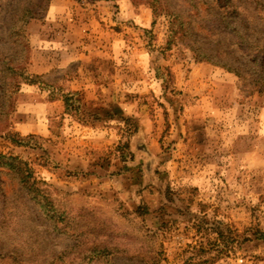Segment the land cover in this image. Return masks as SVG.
<instances>
[{
    "label": "rangeland",
    "instance_id": "374dc122",
    "mask_svg": "<svg viewBox=\"0 0 264 264\" xmlns=\"http://www.w3.org/2000/svg\"><path fill=\"white\" fill-rule=\"evenodd\" d=\"M0 154V264H264V0H0Z\"/></svg>",
    "mask_w": 264,
    "mask_h": 264
},
{
    "label": "trees",
    "instance_id": "16d2710c",
    "mask_svg": "<svg viewBox=\"0 0 264 264\" xmlns=\"http://www.w3.org/2000/svg\"><path fill=\"white\" fill-rule=\"evenodd\" d=\"M30 14H31V11L28 9V8H26L25 9V11H24V14H22V16H24V18H25V16H30ZM26 46H29V43H28V41H26V44H25ZM221 64H223V66H227V68H230L228 65H226L225 63H221ZM23 73H26V75H25V77H23L22 78V80H24L25 82H27V83H32L33 82V80H28V78L30 77V76H32L30 73H28V72H26L25 71V69L22 71ZM34 76H36V75H34ZM6 129V128H5ZM4 129V130H5ZM3 158H5L6 160H4V161H2V159ZM15 159V157H13V156H6V155H4V154H0V164L1 165H13L11 162H9L7 159ZM15 166V165H14Z\"/></svg>",
    "mask_w": 264,
    "mask_h": 264
},
{
    "label": "crops",
    "instance_id": "0c3cea01",
    "mask_svg": "<svg viewBox=\"0 0 264 264\" xmlns=\"http://www.w3.org/2000/svg\"><path fill=\"white\" fill-rule=\"evenodd\" d=\"M55 9V8H54ZM90 12H88L87 14H88V17L90 16V14H89ZM84 16H86V13H84ZM73 18V17H72ZM83 19H85L82 15L79 17V18H77L75 21H81V20H83ZM85 34V32H83V31H81V29H79L78 27L77 28H71V30H67V36H71L70 38L71 39H74V38H76L77 39V37H78V35L79 36H81L82 34ZM75 39V40H76ZM42 70V69H41ZM44 70H47V69H44ZM37 72V71H36ZM40 72V71H39Z\"/></svg>",
    "mask_w": 264,
    "mask_h": 264
}]
</instances>
